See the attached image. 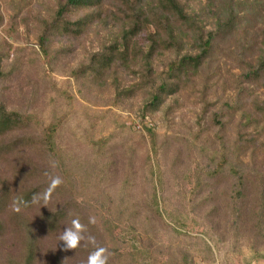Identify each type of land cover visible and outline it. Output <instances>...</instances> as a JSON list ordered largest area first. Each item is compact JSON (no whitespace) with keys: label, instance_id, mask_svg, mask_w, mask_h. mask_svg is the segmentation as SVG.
<instances>
[{"label":"rangeland","instance_id":"1","mask_svg":"<svg viewBox=\"0 0 264 264\" xmlns=\"http://www.w3.org/2000/svg\"><path fill=\"white\" fill-rule=\"evenodd\" d=\"M65 1L0 0V106L26 122L0 136V264L23 263L29 232L43 264H86L89 235L109 264H264V0H177L185 25L144 28L109 65L131 7L108 0L73 35L55 28ZM152 33L165 41L147 60ZM209 33L202 66L155 100L174 83L170 64L199 55ZM53 176L62 183L45 205ZM74 218L85 239L65 249Z\"/></svg>","mask_w":264,"mask_h":264},{"label":"trees","instance_id":"2","mask_svg":"<svg viewBox=\"0 0 264 264\" xmlns=\"http://www.w3.org/2000/svg\"><path fill=\"white\" fill-rule=\"evenodd\" d=\"M123 2L124 4L129 5L131 7L129 11L131 15L127 14V17L131 19V23L129 24V29L123 32L122 37V45H116L113 50H116L113 56H104L103 63L109 65L112 63L113 59L117 58V55H120V58L125 57L124 53H127L129 50L128 43L129 41L137 36L140 31L144 28H149L150 25H155L158 29L159 26L165 28L166 24L175 17V20L182 22L180 24L185 25L189 18L185 13L184 7L177 0H116ZM131 1V2H130ZM108 0H66L64 3L60 4V8L56 14L55 18V28L60 27L62 31L66 34L73 35H81L83 32L90 26L93 25L95 21L101 18L103 14V9ZM157 5L161 12H154L153 6ZM74 13H83L76 21L66 20L65 17ZM157 20V22H155ZM234 19L230 20L226 26H230L234 23ZM1 24V17H0ZM163 36L158 33H152L150 36V41L152 44L151 50L147 55V60H150L153 57V53L155 51V47L160 46V43H164L165 40H162ZM172 37V34H168V39ZM214 33H209L207 40H202L201 43V53L197 56H184L178 61H174L169 66L170 78L174 83L170 85L162 84V88H160L158 94L154 96V99L160 100V93L163 94L168 91H176V82L175 80H180V75L187 76L189 67L194 68L195 70L200 68L203 64V61L207 56L211 53L213 48V43L215 39ZM202 39V38H201ZM42 44L45 48L46 39L42 38ZM171 44V45H170ZM166 46H172V41H166ZM175 45V44H174ZM123 47V52L120 47ZM260 68L264 69V50L262 51V56L259 59V68H257L254 73H256ZM196 70V71H197ZM142 122L144 123L146 120L148 123L150 122L149 116H142ZM24 119L17 113L8 112L5 108L0 106V136H3L7 133L18 130L22 125H24ZM152 130H149L151 133ZM49 134L47 140L50 145V141L52 136ZM18 143H10L7 144L4 148L6 153L11 152L15 148L19 147ZM223 167V166H222ZM29 200H31V196L24 198V200L20 203V206L26 204ZM2 205L3 202H0ZM66 218V213L61 211L55 214L52 218H49L48 227L52 231H56L59 227L64 223ZM0 232L2 233V228L0 225ZM29 242L25 246V254L23 256L22 264H43L42 263V255H43V246H40L38 240L34 237L33 232H29ZM109 264V263H108Z\"/></svg>","mask_w":264,"mask_h":264},{"label":"clouds","instance_id":"3","mask_svg":"<svg viewBox=\"0 0 264 264\" xmlns=\"http://www.w3.org/2000/svg\"><path fill=\"white\" fill-rule=\"evenodd\" d=\"M61 183L62 180L59 176L51 177L49 187L42 197L45 205L51 191L58 187ZM39 199L40 197L34 196L32 202L37 203ZM95 222V217L90 216L88 223L95 224ZM84 232L85 226L80 223L78 218H74L71 220V227H65V229L60 233L58 241L63 242L65 249L75 250L81 246V242L85 239ZM87 241L89 244L94 245V250L89 252L86 264H108L109 257L111 256L109 250L103 246H95L96 241L94 236L89 235L87 237Z\"/></svg>","mask_w":264,"mask_h":264}]
</instances>
